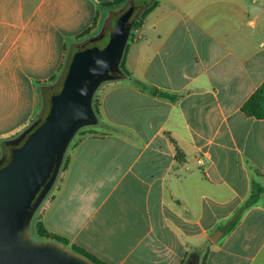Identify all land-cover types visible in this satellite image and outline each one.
Masks as SVG:
<instances>
[{"label":"crops","instance_id":"0c3cea01","mask_svg":"<svg viewBox=\"0 0 264 264\" xmlns=\"http://www.w3.org/2000/svg\"><path fill=\"white\" fill-rule=\"evenodd\" d=\"M112 1L0 0L1 147L43 117L79 47L153 5L42 223L106 264H264V191L242 210L264 188V119L241 111L264 82V0Z\"/></svg>","mask_w":264,"mask_h":264},{"label":"water","instance_id":"95a60500","mask_svg":"<svg viewBox=\"0 0 264 264\" xmlns=\"http://www.w3.org/2000/svg\"><path fill=\"white\" fill-rule=\"evenodd\" d=\"M135 10L130 4L117 16L104 46L96 45L101 38H94V45L72 54L46 116L5 143L11 151L6 164L7 154L0 159V264H92L55 242L31 241L27 226L75 132L83 124L96 123L93 94L100 82L117 78Z\"/></svg>","mask_w":264,"mask_h":264},{"label":"trees","instance_id":"16d2710c","mask_svg":"<svg viewBox=\"0 0 264 264\" xmlns=\"http://www.w3.org/2000/svg\"><path fill=\"white\" fill-rule=\"evenodd\" d=\"M126 3H127V0H113L112 2L106 4V6L112 8V7H118V6L125 5ZM144 6L145 5L141 6L142 10L140 9V7L136 8L135 13H138L139 11H141V14L139 16H137L136 14L133 15V18L131 20V30H134V29H137L140 27L141 22L144 19L145 15L153 7V5H152V6H149L145 9H143ZM88 32L89 31H86L82 36H84L85 34H88ZM92 45H94V44H89L88 46H92ZM96 45H98V44H96ZM98 46L102 47L101 45H98ZM65 72H66V69L64 70V74L61 77V83L64 79ZM120 76H125V77L130 76V73L126 70V68L124 66V53H123V56H122L121 61L119 63V70L115 74V77H120ZM134 82L137 85H140L139 82H136V81H134ZM61 83L57 87L51 88L50 90L46 91L45 109H44V115L42 118H44L46 116V114L48 113V110L50 108V96L59 92V90L61 88ZM163 96L167 97L168 95L163 94ZM92 108H93L94 114L96 115L95 118L97 120V116H99V100L96 101V100L92 99ZM241 111L248 117H252V118H255L258 120L264 119V82L257 88V90L243 104ZM92 133H93V131H91V130L84 131L81 134V138L86 136V135H90ZM7 147H9V146H7ZM10 151H11V147H9V150L6 151L8 159L5 162V164L8 162V160L10 158ZM68 162H69V157H66L64 162H63V166L61 168L62 170L65 171V169L68 165ZM263 191H264V188H258L256 190H254V192L251 193L250 197L247 199V201L243 205L242 210L245 208H248L252 204H254L257 197ZM238 220H239V214L236 216V219L232 220L229 223L228 229L232 228L238 222ZM34 229H35L36 236L41 241H51V242H55L57 244H60L63 247H65L66 249L70 250L72 253L88 260L92 264H106V263L101 262L100 260H98L94 256H92L90 253L86 252L85 250L71 244L66 238L49 231L44 226V224L42 223L41 220L35 221ZM205 261H206V257L204 256L203 259L199 262V264H205Z\"/></svg>","mask_w":264,"mask_h":264},{"label":"rangeland","instance_id":"374dc122","mask_svg":"<svg viewBox=\"0 0 264 264\" xmlns=\"http://www.w3.org/2000/svg\"><path fill=\"white\" fill-rule=\"evenodd\" d=\"M135 2H136L135 4L137 6H139L143 3H150V2H152V0H135ZM135 14L137 15L138 13H135ZM106 42H107V38L101 39L97 44L104 46L106 44ZM105 85H106V81H102L98 84V86H97V88L93 94V97H92L93 100H96V101L99 100L100 91L102 90V88ZM94 116L96 117L95 114H94ZM98 117L99 116H97L96 123L98 122ZM96 123H94V124H83L82 126H80L78 128V130L75 132V134L73 135V137L71 138L70 142L68 143V146H67V148L64 152L63 158H62L61 165L59 167V171L57 172L52 185L46 191V193L44 194L41 201L37 204V206L30 212L32 215H31L30 221H29L28 226H27V235L31 241H33V242L41 241L36 236L35 229H34V223L36 220L42 221V217H43V214H44L46 208L49 206L51 200L53 199L54 195L56 194L57 188L59 187V185L61 184V182L63 180L65 171L62 170L61 168L63 166V162H64L65 158L69 157L70 153L72 152L74 145L81 138V134L84 131L91 130V129H98ZM3 150L7 151V150H9V147H7V146L5 147V145L3 147L0 146V152H2Z\"/></svg>","mask_w":264,"mask_h":264},{"label":"built area","instance_id":"2783aa9c","mask_svg":"<svg viewBox=\"0 0 264 264\" xmlns=\"http://www.w3.org/2000/svg\"><path fill=\"white\" fill-rule=\"evenodd\" d=\"M195 160H196L198 165H202L203 161H202V159L200 157L196 156Z\"/></svg>","mask_w":264,"mask_h":264},{"label":"flooded vegetation","instance_id":"af4514ba","mask_svg":"<svg viewBox=\"0 0 264 264\" xmlns=\"http://www.w3.org/2000/svg\"><path fill=\"white\" fill-rule=\"evenodd\" d=\"M32 204V203H31ZM31 204H30V206H31ZM26 217H27V215L25 216V219H26Z\"/></svg>","mask_w":264,"mask_h":264}]
</instances>
